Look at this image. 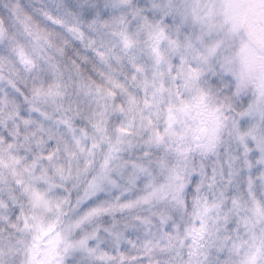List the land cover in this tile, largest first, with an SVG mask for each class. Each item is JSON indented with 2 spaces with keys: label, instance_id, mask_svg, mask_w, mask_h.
<instances>
[{
  "label": "rangeland",
  "instance_id": "obj_1",
  "mask_svg": "<svg viewBox=\"0 0 264 264\" xmlns=\"http://www.w3.org/2000/svg\"><path fill=\"white\" fill-rule=\"evenodd\" d=\"M90 1L0 0V66L16 74L19 61L41 80L26 100L0 77V167L9 171L0 174V264H132L191 247L221 200L205 184L210 167L242 209L230 216L228 206L215 223L217 250L202 252L220 264H264V54L243 33L244 0ZM73 27L103 57L98 77L83 79L86 119L100 132L112 125L113 142L138 139L152 152L144 164L91 174L85 190L90 137L36 108L73 89L49 58ZM181 141L200 159L161 160L160 145ZM160 196L153 221L121 218ZM100 217L110 224L74 236Z\"/></svg>",
  "mask_w": 264,
  "mask_h": 264
},
{
  "label": "trees",
  "instance_id": "obj_2",
  "mask_svg": "<svg viewBox=\"0 0 264 264\" xmlns=\"http://www.w3.org/2000/svg\"><path fill=\"white\" fill-rule=\"evenodd\" d=\"M94 2L90 1L89 5H93ZM76 28V27H75ZM73 28H68V39L67 47L64 46L65 39L59 37L56 39L55 43L60 49L58 52L53 50V47L50 45V51L52 52L51 57L53 64L61 72V76L65 80H69L70 84L73 85V89L70 93L63 92L58 104L54 103V108L47 106V102L42 103L41 100H37L36 108H38L46 117L53 118L64 122L65 124L71 125L73 128H78L83 130L91 139L92 145V159L89 163V169L84 172L82 176L83 181L81 182L82 188L85 190L89 184V178L91 174L101 173L106 169L114 167H122L129 164H141L149 162L151 159V147L142 145V142L134 140L136 143H122V142H113L111 139L112 134L114 133V127L110 125L106 127V130L100 132V129L93 127L90 122L86 119V107L89 104V97L92 95V90L89 92L88 85H84L83 79L98 77V69L95 70L94 66L96 64L101 65L103 63V57L99 55V52L94 47H89L88 39H84V33L81 34L80 31H75ZM59 44V45H58ZM88 47V48H87ZM9 67H10V61ZM17 65V64H16ZM19 69L16 74L12 73L11 75L7 73L9 70L6 64L0 66V77L7 79L11 85L16 88L22 97H25L26 100L32 97V85L37 82L38 73L35 70H32L30 75L26 74V67L18 61ZM25 80L21 86V81ZM81 80V84H80ZM20 96V97H21ZM35 102V101H28ZM247 106H250L254 103L253 97L247 98L244 101ZM114 120V119H113ZM184 141V140H183ZM173 142L166 148L164 145H160L158 154L161 160L168 163H175L181 158L183 160H188L193 155H196L200 159L199 151H194L195 146L194 142L190 141L187 143ZM196 143V142H195ZM153 145V144H150ZM194 146V147H193ZM148 158V159H147ZM8 170L6 168L0 167V174H5L8 177ZM81 176V177H82ZM80 177V178H81ZM216 179H219V171L214 168H209V172L205 178V184L214 188V191L218 197H220V204H218L213 210H211L207 215V222L203 221L204 225L201 226L202 232L198 237H194L191 241V247H181L174 248L170 253L162 254L160 256H155L152 258L138 259L132 264H220L217 261L216 255L212 252L217 250L216 241H215V223H217L216 228L219 227V222L222 223V217H225L227 213V208L229 207V215L231 216L233 211H238L242 209L240 203L233 199L232 202L226 197L227 193H220V186L215 182ZM212 181V182H211ZM65 187L71 193L70 201L74 204L78 197H75L76 190L73 189V185L69 182H63ZM230 192L236 196L238 190L231 189ZM170 195L172 191L168 192ZM75 195V196H74ZM165 198L168 196L164 194ZM231 197V196H229ZM77 198V199H76ZM170 197L168 196V199ZM226 200V204L224 201ZM162 203L161 196L160 200L156 199L151 204L146 207H138L131 211H126L120 214L123 220L127 221H140L142 219H147V221H153L155 216L150 214L156 211V208ZM157 212V211H156ZM229 216V217H230ZM247 219V225L255 224L254 217H251L250 213L247 210V213L244 215ZM222 218V219H221ZM219 220V222H218ZM201 222V221H199ZM202 223V222H201ZM104 224H110L108 217H100L94 219L93 221L85 224L81 227L76 233L75 237H83L86 234L92 232L93 227H101ZM108 226V225H107ZM96 227V228H97ZM74 236H70L68 240L73 241ZM213 249L212 252L205 255L202 249ZM183 260H185L183 262ZM8 264H17V263H8Z\"/></svg>",
  "mask_w": 264,
  "mask_h": 264
},
{
  "label": "water",
  "instance_id": "obj_3",
  "mask_svg": "<svg viewBox=\"0 0 264 264\" xmlns=\"http://www.w3.org/2000/svg\"><path fill=\"white\" fill-rule=\"evenodd\" d=\"M243 32L249 43L264 54V0H244Z\"/></svg>",
  "mask_w": 264,
  "mask_h": 264
}]
</instances>
